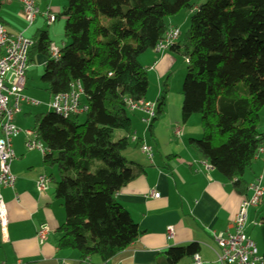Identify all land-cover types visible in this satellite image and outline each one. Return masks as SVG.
Returning a JSON list of instances; mask_svg holds the SVG:
<instances>
[{"label": "trees", "instance_id": "obj_1", "mask_svg": "<svg viewBox=\"0 0 264 264\" xmlns=\"http://www.w3.org/2000/svg\"><path fill=\"white\" fill-rule=\"evenodd\" d=\"M195 1L67 0L56 17L65 19L68 40L60 59L50 57L48 32L31 38L29 64L35 53L47 57L40 81L48 94L68 92L79 81L82 102L88 106L83 122L79 116L46 112L35 117L34 126L49 150L43 163L59 172L53 196L64 208L65 221L57 229L58 248L77 251L81 262L98 257L106 263L140 233L115 199L140 174L139 166L123 155L133 131L127 101L146 100L148 73L139 58L155 50L169 31L166 19L183 10L191 12L190 25L183 36L175 27L180 37L169 50L188 60L182 122L200 116L204 134L191 145L239 193L248 190L245 172L264 144L259 128L264 109V0ZM165 93L157 100L150 129L164 113ZM117 131L124 135L115 139ZM198 250L195 244L171 248L160 264H179Z\"/></svg>", "mask_w": 264, "mask_h": 264}, {"label": "crops", "instance_id": "obj_2", "mask_svg": "<svg viewBox=\"0 0 264 264\" xmlns=\"http://www.w3.org/2000/svg\"><path fill=\"white\" fill-rule=\"evenodd\" d=\"M5 3L11 5L14 1L5 0ZM14 12L18 19L3 14L0 16V24L13 35L23 33L29 38L38 36L40 29L28 35L33 26L30 28L26 26L22 9L15 7ZM169 26L176 27L173 24ZM48 35L51 44L59 50L68 42L63 35L60 44H57L58 36L53 31L51 34L48 32ZM154 51L158 53L157 50ZM166 55L163 53L156 58L152 57L155 56L153 53L147 57L148 62L145 64L159 82L167 72H170L169 68L173 62V58ZM36 59L41 61L37 65L44 68L47 63L46 55L35 53L32 62ZM167 61L170 62L169 66L167 63V66L164 64ZM139 62L141 64V59ZM138 114L136 119L131 118L133 127L131 145L123 155L128 161L139 166L140 174L121 188L115 199L138 224L140 233L129 248L119 252L106 264H160V261L165 260L169 249L190 244L198 246L199 250L195 255H199L206 264H220L216 255L220 250L213 235L233 232L234 217L242 201L251 196L250 185L258 177H263L264 189V154L255 159L252 166L246 170L244 178L248 190L239 193L215 168L206 170L203 165L205 161L191 145V140H199L204 134L198 117H191L186 123H181L180 118H170L164 122L158 119L150 129L142 123V114ZM259 125L260 131H263L264 109L260 114ZM176 128L183 129L182 136L175 135ZM143 143L153 149L152 160L143 154L141 150ZM13 148L18 161L13 162L12 173L17 177V183L13 189L7 188L2 191L8 212L9 240L2 241L0 234V262L59 264L61 260H66L69 264H102L98 257L81 262L77 251L58 248L60 234L57 229L65 221V212L61 202L53 196L56 180L50 179V191L40 195L35 190V182L42 175V168L29 155H17L14 140ZM42 165H45L43 157ZM54 171L57 172L56 170L51 172ZM51 176L53 175L50 174ZM152 191L158 193L159 197H150ZM263 203L264 195L260 205L250 210L246 230L247 235L257 244L259 254L260 251H264V225L261 222L264 216L261 208ZM41 226L51 230L42 246L36 238V231ZM169 226L174 227L172 239L167 235ZM179 264H195L194 257L184 258Z\"/></svg>", "mask_w": 264, "mask_h": 264}, {"label": "built area", "instance_id": "obj_3", "mask_svg": "<svg viewBox=\"0 0 264 264\" xmlns=\"http://www.w3.org/2000/svg\"><path fill=\"white\" fill-rule=\"evenodd\" d=\"M23 5V18L28 26L32 27L36 21L40 10L35 0H20ZM48 25H53L56 17L44 13ZM180 30L172 27L165 34L163 39L156 45L158 52L169 51L178 41ZM34 41L26 37L23 33L10 34L5 27L0 24V234L1 240H9L8 235V212L2 196V191L7 188L13 189L17 183V177L12 173V164L18 161L13 148V140L23 133L26 141L24 143L27 151H37L43 157L49 153L48 148L39 139L37 129H25L24 126L17 124V117L22 114L24 106H40L37 102L25 95L27 78L26 72L29 68V51ZM51 59L59 60L60 50L53 44L49 47ZM188 63V60H187ZM83 87L79 81L70 85L69 91L51 96L48 104L49 112L64 118L85 115L88 106L82 102ZM127 110L142 114V123L150 127L157 116V104L147 100L127 101ZM177 137L183 135L182 128L174 131ZM134 141L136 139L134 138ZM141 150L150 160L153 158V149L143 143ZM264 154V144L259 148L255 159ZM206 170L213 169L208 162L203 163ZM263 177H258L250 185L252 194L245 198L238 209L232 223L233 232L226 234L213 235L218 245L219 252H216L217 262L220 264H264L263 256L259 254L257 244L247 233L248 215L252 208L259 206L264 189L262 187ZM51 189V182L48 176L41 175L35 182V190L40 195H45ZM150 197H159L158 193L152 191ZM51 234V230L46 226H41L36 231V238L42 246ZM169 239L174 237V227L167 228ZM195 264H206L199 255L194 256ZM0 264H5L0 262ZM17 264H22L18 262ZM59 264H69L66 260H61ZM106 264V263H102Z\"/></svg>", "mask_w": 264, "mask_h": 264}, {"label": "rangeland", "instance_id": "obj_4", "mask_svg": "<svg viewBox=\"0 0 264 264\" xmlns=\"http://www.w3.org/2000/svg\"><path fill=\"white\" fill-rule=\"evenodd\" d=\"M14 4L9 5L8 3H5V0H2L4 2L2 6V10L0 12V16L3 14L10 15L12 17H17V14H15V7H20L23 11V5L21 4L20 0H13ZM38 4V7L40 8V14L37 16L36 21L31 28V32L28 33V35H32L35 32L39 31H46L51 34V31L58 36L57 44H60L61 37H63L64 33V18H58L53 25H48L44 13H47L49 11L50 15H53L57 17L62 11L64 6L67 4V0H35ZM203 0H197L195 1L196 5L202 4ZM190 16L191 12L188 10L181 11L178 15L168 17L166 19V22L168 24H173L174 26L178 27L181 30L182 36L186 32L187 28L190 25ZM24 19V18H23ZM25 21V20H24ZM26 23V22H25ZM27 26V24H26ZM183 38V37H182ZM51 39L52 36H51ZM54 41V39H53ZM153 53L155 56H152ZM167 54L166 56L170 55L173 58V62L171 63V66L169 68L170 72H167L161 82L155 79L153 76V73L149 70V67H147L146 62H148V56L159 58L162 56V54ZM143 57V58H142ZM145 61L142 62V59ZM152 57L150 60L152 61ZM141 59V65L147 69L148 73V81H149V90L147 93L146 99L149 102H152L154 104H157L158 98L163 94V92L166 90L165 93V107H164V113L159 118L161 121H168L170 118H180L181 119V113L180 110L182 109L183 105V94H182V86L183 82L186 76L187 72V62L180 56L176 54H172L170 51L166 52H156L154 50H149L143 55L140 56L139 60ZM40 60L36 59L35 62H32L29 64V68L26 72V78H27V84H26V90L25 95L37 102H40V106H24L23 107V113L20 117H18L17 124L20 126H24L25 129H33L35 126V117L38 114H44L46 112H49L48 104L51 102V96L48 94V92L45 89V85L41 83L40 77L44 71V68L40 65ZM170 65V62L167 61L164 64ZM166 64V66H167ZM153 65V63H152ZM158 69V68H157ZM167 81V87L164 86V83ZM162 93V94H161ZM128 116L132 119H136L138 117V112H131L127 111ZM192 117H198L200 121L199 115H193ZM84 121V115L79 116V122ZM182 123V121H181ZM124 133L122 131H117L115 133V139H118L122 137ZM19 136V137H18ZM17 138L14 139V146L15 150L17 152V155H29L32 160H35L38 163V166L42 168V175H48L49 179H52L50 177V174L53 175V181L59 180V173L58 170L54 167H48L45 165H42V155L39 152H29L26 151L24 145V142L26 141L25 135L21 133L18 135ZM52 170H56L52 173ZM46 173V174H45ZM46 175V176H47ZM261 208L264 212V203L262 204ZM260 254H264V251H260Z\"/></svg>", "mask_w": 264, "mask_h": 264}]
</instances>
